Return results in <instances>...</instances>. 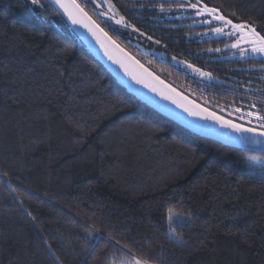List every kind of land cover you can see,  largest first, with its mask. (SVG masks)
Segmentation results:
<instances>
[{
    "label": "trees",
    "instance_id": "obj_1",
    "mask_svg": "<svg viewBox=\"0 0 264 264\" xmlns=\"http://www.w3.org/2000/svg\"><path fill=\"white\" fill-rule=\"evenodd\" d=\"M79 2L127 52L197 103L246 109L260 101L241 82L257 81V71H247L264 61L210 54L224 43L189 40L204 29L161 20L160 5L175 4L112 0L130 25L161 40L169 58L227 84L204 86L169 60L142 56ZM209 3L264 29V0ZM33 7L0 0V264H264V155L168 121L129 94L63 18ZM83 223L121 244L89 242L96 233Z\"/></svg>",
    "mask_w": 264,
    "mask_h": 264
},
{
    "label": "snow or ice",
    "instance_id": "obj_2",
    "mask_svg": "<svg viewBox=\"0 0 264 264\" xmlns=\"http://www.w3.org/2000/svg\"><path fill=\"white\" fill-rule=\"evenodd\" d=\"M25 3L34 6L33 10H43V13H51L61 18L67 17V20L70 21L73 26L85 28L92 37L95 38L108 60L118 65L119 68L123 70L124 74L134 81L135 84L148 89L149 92L159 96L161 100L175 105L176 108L182 110L188 117H192L193 120L211 122L212 124L218 125L220 128L228 129L235 133L250 134V140L249 136L241 137L245 142L258 143L255 137H264V115L260 114L259 111H253V109L258 108L256 103H250L248 108L245 109L243 104H235V106H233L234 102H229L225 107H218L216 104H212L209 101L197 103L196 100L190 99V94L177 91L175 87L166 84L156 71L150 70L149 67H146L145 64L135 56L129 55L125 48L122 47L119 38L113 37L109 31L101 27L100 23L93 19L89 12L86 11V6L81 4L79 0H49V3L54 5V7L51 8L42 4L41 0H25ZM171 3L175 4V10L177 12L182 15L185 13L189 14L196 24L205 27L206 30L201 33L202 36H208L218 43H224L226 49L236 50V53L241 56L264 57V29L257 30L254 23L242 20L238 13L232 12L225 14L222 6L211 5L209 0H171ZM102 4H107L108 7L107 10L101 12L100 15L106 16L108 20L114 21L116 25H120L124 29L131 28L134 33H137L147 41H151L157 45L162 43L160 39H154L152 35L142 32L138 27L130 25L125 16L118 14L116 5L112 0H101V3L96 4V7L99 8ZM160 11L163 13L169 10L165 9L164 5L161 4ZM233 17H235V19H233ZM164 47L167 46L165 45ZM221 50L220 48L209 49L210 52H219ZM172 61L182 66L186 72L190 70V72L199 77L202 82H206V86H214L213 82L216 81L217 78L211 70H204L202 67L184 60H177L175 56L172 57ZM159 107L163 110H168L167 106L164 104L159 105ZM261 107H264V105ZM229 108H231V111H229ZM225 113L228 114L227 118ZM233 113L237 114L243 123L234 121L231 118ZM173 115L178 116V114L175 113ZM245 117H249V119L245 120ZM252 118L258 122V127L253 126ZM185 124L194 126L193 121L189 120H185ZM245 124L248 126H245ZM208 130L210 132L215 131V129L211 128ZM176 218L175 216L170 218V228L171 225L175 223ZM185 224H188L186 219ZM82 226L96 233L95 235L85 237L89 242L97 244H121L119 240H114L111 236H106L102 232H97L93 225L83 223ZM170 239L179 242V236L174 230L170 232ZM121 264H146V262L134 259L131 262L122 261Z\"/></svg>",
    "mask_w": 264,
    "mask_h": 264
},
{
    "label": "water",
    "instance_id": "obj_3",
    "mask_svg": "<svg viewBox=\"0 0 264 264\" xmlns=\"http://www.w3.org/2000/svg\"><path fill=\"white\" fill-rule=\"evenodd\" d=\"M49 3V0H46ZM50 4V3H49ZM51 5V4H50ZM54 7V5H51ZM68 26L74 31L78 38L87 47L88 51L95 57V59L105 68V70L133 97L139 100L141 103L174 123L178 127L188 131L189 133L224 147L241 150L250 153L263 154L264 155V137L256 136L255 140L258 143L245 142L241 139L242 136H249L250 134H240L232 132L228 129L220 128L218 125L212 124L211 122H205L202 120H193L192 117H188L182 110L176 108L175 105L167 101H163L156 94L149 92L148 89L143 88L140 85L135 84L128 76H126L122 69L118 65L112 63L105 56L103 50L96 42L95 38L85 29L79 26H73L67 17H63ZM129 53V52H128ZM129 55H131L129 53ZM133 56V55H132ZM168 84L167 82H165ZM178 91V90H177ZM150 98V99H147ZM164 104L168 110H163L159 105ZM178 114L173 115V114ZM185 120L193 121L194 126H188L185 124ZM215 129L214 132H210L208 129Z\"/></svg>",
    "mask_w": 264,
    "mask_h": 264
},
{
    "label": "rangeland",
    "instance_id": "obj_4",
    "mask_svg": "<svg viewBox=\"0 0 264 264\" xmlns=\"http://www.w3.org/2000/svg\"><path fill=\"white\" fill-rule=\"evenodd\" d=\"M83 2L86 3H90L95 10V13L97 14V16L101 19V21L107 26V28H110L112 31H114L116 34L119 35L120 38H122L125 42H127L129 45L132 46V48L134 50H136L138 53H140L142 56L148 58V59H154V60H160L162 62H167L168 60L170 61V63L179 71L183 72L184 74L195 78L197 81H199L200 83H202V85L206 86V82H202L200 80L199 77L195 76L194 74H192L190 72V70H188L186 72V70L180 66L177 65L175 61H172V57L169 58V56L166 53V50L162 47H159V45L152 43L151 41H147L145 38L140 37L137 33H134L132 31L131 28L129 29H124L122 26L120 25H116L114 23V21H110L107 19L106 16H102L100 15L101 12H104L107 10L108 5L107 4H102L101 7L97 8L96 4L101 3V0H82ZM163 2H171V0H161ZM165 9H168L169 11L167 12H161L160 8H158V12L161 15V20L164 21H169V22H174V21H187V27L190 28H200V29H204V31L206 30L205 27L200 26L198 24H196V22L194 21V19L187 13L185 14H180L179 12H177L176 6H172V7H167ZM119 14V13H118ZM257 30H260V28L256 27ZM203 31V32H204ZM202 32V33H203ZM189 40H196L198 42H204V41H212L214 40L213 38H210L208 36H202L201 33L199 34H194V35H190L188 36ZM163 54V55H161ZM210 54H216V56L218 57V59L220 60H224V61H239V62H246V61H264V57H259V56H241L239 54L236 53V50H230V49H226L225 47L222 48L221 51L219 52H214L211 51ZM177 60H181L178 59ZM147 63V61H145ZM149 64V63H148ZM253 71H257V81H253L252 79L248 80H242V89L244 88V91L248 94H252L253 96H255V93L257 94V96L255 98H259V102L256 103V105L258 106L257 109H253V111H259L260 114L264 115V108H260L259 106H262L264 104H262V100L264 99V89H262V87L264 88V67L263 68H259L257 69L256 67H251L248 69L247 74L249 76H251L250 74ZM229 79H233L235 82L239 83L240 81L238 80V78L235 77H230ZM227 84L226 82H220L218 79L216 81L213 82V84ZM262 99V100H261ZM249 105V104H248ZM248 105L246 106L248 108ZM235 106V105H233ZM246 108V109H247ZM229 111H231V108H229ZM225 115L228 116L227 113H225ZM233 120H235L236 122H241L243 123L242 120L239 119L238 115L233 113L232 117ZM245 120L249 119V117H245ZM253 119V126L258 127V122L255 121L254 118ZM245 126H248L247 124H245Z\"/></svg>",
    "mask_w": 264,
    "mask_h": 264
}]
</instances>
